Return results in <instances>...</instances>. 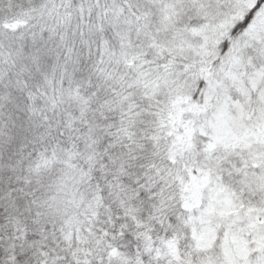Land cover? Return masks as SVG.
Returning <instances> with one entry per match:
<instances>
[{
    "label": "snow or ice",
    "instance_id": "obj_1",
    "mask_svg": "<svg viewBox=\"0 0 264 264\" xmlns=\"http://www.w3.org/2000/svg\"><path fill=\"white\" fill-rule=\"evenodd\" d=\"M0 264H264V3L0 0Z\"/></svg>",
    "mask_w": 264,
    "mask_h": 264
},
{
    "label": "trees",
    "instance_id": "obj_2",
    "mask_svg": "<svg viewBox=\"0 0 264 264\" xmlns=\"http://www.w3.org/2000/svg\"><path fill=\"white\" fill-rule=\"evenodd\" d=\"M261 3H264V0H260ZM257 7H259V4L257 5Z\"/></svg>",
    "mask_w": 264,
    "mask_h": 264
}]
</instances>
